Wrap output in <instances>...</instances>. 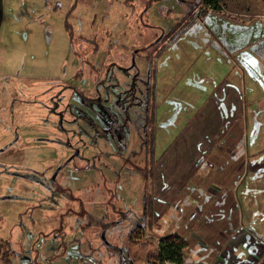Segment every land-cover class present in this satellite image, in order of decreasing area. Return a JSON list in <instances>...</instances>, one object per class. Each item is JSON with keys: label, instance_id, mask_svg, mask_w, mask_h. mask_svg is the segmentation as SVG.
Segmentation results:
<instances>
[{"label": "rangeland", "instance_id": "1", "mask_svg": "<svg viewBox=\"0 0 264 264\" xmlns=\"http://www.w3.org/2000/svg\"><path fill=\"white\" fill-rule=\"evenodd\" d=\"M252 3L247 22L199 14L197 0H2L0 242L10 251L5 260L0 249V264H150L146 252L177 231L165 214L140 220L152 197L145 130L153 76L166 68L160 101L171 116L153 124L167 132L157 137L164 142L182 131L177 115L194 112L223 77L240 84L243 102L264 91V0ZM228 36L249 56L228 51L222 60ZM254 127L264 144V119ZM253 180L264 186V173ZM237 212L258 234L240 247L221 241L235 253L224 264H250L257 241L264 264L263 220L255 224L243 205ZM138 224L148 244L128 242ZM186 241L195 264H222L219 251L198 258L196 242Z\"/></svg>", "mask_w": 264, "mask_h": 264}, {"label": "crops", "instance_id": "2", "mask_svg": "<svg viewBox=\"0 0 264 264\" xmlns=\"http://www.w3.org/2000/svg\"><path fill=\"white\" fill-rule=\"evenodd\" d=\"M247 1L223 0L220 14L225 17L240 16L250 22L253 3L246 4ZM245 29L238 28L240 32ZM220 44L222 60L229 56L228 51L240 60L249 56L246 51L250 48L240 42L235 43L234 37H225ZM165 73L166 68L161 67L155 76V98H159L156 99L155 122H164L171 116V105L166 103L161 107L163 102L160 101L166 84ZM221 82L215 89L203 94L193 106L194 112H200L201 116L196 118L194 112L188 115L184 111L177 115L173 125L181 116L180 134L164 142L157 137H165L162 134L167 132L161 127L163 132H158L155 127L156 161L150 179L151 192H148L152 196V223L156 222L154 216H171L173 219L168 225L177 227V231L166 233H178L189 241V245L195 241L192 255L198 258H211L219 251L224 264L235 253L222 249L223 242H236L240 247L242 242L254 241L253 236L258 234L238 215L237 205L245 207L246 215L255 224L257 218L263 220L258 221L264 226V213L260 212V208H264V186H259L260 181L253 180L256 174L264 173V144L257 131L259 127H254L257 119H264V91L258 95L251 93V98L243 102L239 83L235 87L225 77ZM165 92L167 96H172V91ZM254 129L256 132L252 133ZM246 176L252 179L250 184H243L242 179ZM256 247L247 255L250 264H258L256 258L261 248L258 241ZM186 253L182 264H195L191 251Z\"/></svg>", "mask_w": 264, "mask_h": 264}, {"label": "trees", "instance_id": "3", "mask_svg": "<svg viewBox=\"0 0 264 264\" xmlns=\"http://www.w3.org/2000/svg\"><path fill=\"white\" fill-rule=\"evenodd\" d=\"M221 0H197L199 6V14L208 13V9L212 8L213 10L218 8V3ZM223 15V14H222ZM147 119L150 122L148 130H145V136L148 139L147 151L149 152L148 165L145 166V171L149 170L148 175L151 174L154 163V146H155V126L154 124V114L153 111L147 112ZM149 194V192H148ZM151 197V195L149 194ZM151 199V198H150ZM151 211V200H146V213L149 214ZM151 217V216H150ZM147 220H150L148 218ZM137 226L129 232V240L133 243H145L148 244L149 241L141 240L142 234L140 235L137 232ZM4 246V248H2ZM187 246V241L185 237L180 236L178 233L170 232L164 235H161L159 238L158 245L156 244L153 249L146 252V257L150 261V264H166L165 261H170L173 264H182L184 258L185 248ZM0 249H2V256L5 260L8 259V253L10 249L7 247V241L1 240Z\"/></svg>", "mask_w": 264, "mask_h": 264}, {"label": "flooded vegetation", "instance_id": "4", "mask_svg": "<svg viewBox=\"0 0 264 264\" xmlns=\"http://www.w3.org/2000/svg\"><path fill=\"white\" fill-rule=\"evenodd\" d=\"M222 1V0H221ZM221 1L218 3V8L217 9H215V10H213L212 8H210V9H208V12L209 11H213L214 13H217V14H219V15H222V14H220V12H221ZM135 64V63H134ZM138 71H139V69H138ZM155 76H156V74H154V76H153V82H152V85L150 86V91H151V93L153 94V96H154V101H152L151 103H150V111H153V114H154V118H155V112H156V109H157V107H158V102L156 101V98H155V83H154V78H155ZM155 121V120H154ZM153 154H155V151L153 152ZM136 167H138L139 166V168H140V165L139 164H137V162H132ZM152 203V202H151ZM152 213V206H151V211H150V214ZM151 216V215H150ZM149 216V214H147L146 213V211H144L143 213H142V215H141V217H140V220H147L148 218H150V220H151V217ZM151 222H152V220H151ZM138 228H137V232L141 235L142 234V237H141V239L144 237V235H145V231L146 230H144V227H143V225H141V224H138V225H136ZM135 226V227H136ZM134 227V228H135ZM134 228H132V229H134ZM132 229H130L129 230V232L132 230ZM129 232H128V235H129ZM168 233H170V232H168ZM167 234V233H166ZM161 236V235H160ZM146 241V240H145ZM128 242H131L130 240H129V237H128ZM132 244H136V243H133V242H131ZM130 243V244H131ZM141 244H143V243H141ZM145 244V243H144ZM112 246V245H111ZM120 264H122V262L120 263Z\"/></svg>", "mask_w": 264, "mask_h": 264}, {"label": "water", "instance_id": "5", "mask_svg": "<svg viewBox=\"0 0 264 264\" xmlns=\"http://www.w3.org/2000/svg\"><path fill=\"white\" fill-rule=\"evenodd\" d=\"M1 16H2V0H0V21H1ZM101 236H102L103 241L105 242L103 233H101Z\"/></svg>", "mask_w": 264, "mask_h": 264}]
</instances>
